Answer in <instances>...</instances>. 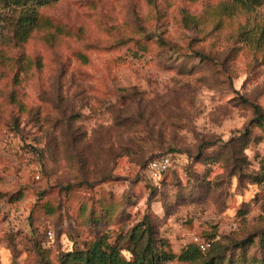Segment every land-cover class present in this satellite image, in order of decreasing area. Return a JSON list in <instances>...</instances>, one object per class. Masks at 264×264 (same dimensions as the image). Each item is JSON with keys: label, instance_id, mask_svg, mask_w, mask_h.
<instances>
[{"label": "rangeland", "instance_id": "1", "mask_svg": "<svg viewBox=\"0 0 264 264\" xmlns=\"http://www.w3.org/2000/svg\"><path fill=\"white\" fill-rule=\"evenodd\" d=\"M253 1L0 0V264H62L103 235L130 260L146 217L175 255L264 264Z\"/></svg>", "mask_w": 264, "mask_h": 264}, {"label": "trees", "instance_id": "2", "mask_svg": "<svg viewBox=\"0 0 264 264\" xmlns=\"http://www.w3.org/2000/svg\"><path fill=\"white\" fill-rule=\"evenodd\" d=\"M6 1L20 3L21 0ZM33 1L37 2L39 5H46L57 0ZM259 2L260 0L253 1L254 4H260ZM21 24L22 27L25 28L26 26L33 24V20L31 17H27V19L23 20ZM200 56L202 57V55ZM252 108L256 115V122L263 123V110L258 105H252ZM164 157L170 159V167L167 172L161 176L157 183H161L171 170L173 166V157L170 154H166L159 158H154L148 163L149 165L152 161L160 160ZM128 244L126 251L131 256L130 260L123 256V249L121 247L110 244L109 237L103 235L86 245L84 250H75L67 253L62 260V264H170L175 260L189 264H218L223 261L222 256L216 254L217 249L212 248V245H210L205 251L201 250L199 246L200 244H191L184 249L180 255H175L172 252H169L167 250L166 242L159 238L149 217H146L141 223L132 229L128 237Z\"/></svg>", "mask_w": 264, "mask_h": 264}, {"label": "built area", "instance_id": "3", "mask_svg": "<svg viewBox=\"0 0 264 264\" xmlns=\"http://www.w3.org/2000/svg\"><path fill=\"white\" fill-rule=\"evenodd\" d=\"M170 167V159L168 157H164L160 160H155L152 161L149 165H148V173L150 175V177L154 180V181H158L162 175H164L167 170ZM49 236H52L49 233ZM200 248L202 251H205L210 245L207 243H200Z\"/></svg>", "mask_w": 264, "mask_h": 264}]
</instances>
